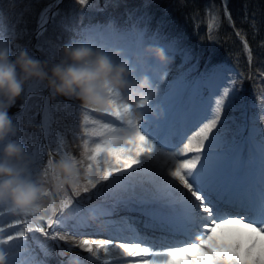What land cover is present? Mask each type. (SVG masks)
Returning a JSON list of instances; mask_svg holds the SVG:
<instances>
[{"label": "rangeland", "instance_id": "obj_1", "mask_svg": "<svg viewBox=\"0 0 264 264\" xmlns=\"http://www.w3.org/2000/svg\"><path fill=\"white\" fill-rule=\"evenodd\" d=\"M17 1V0H14ZM41 0H34V4L26 9L22 13V17L19 19V36H13L14 30L13 28L8 25L7 32L5 31V22L3 21V12L0 9V64H4L5 68L9 71L8 73V79H11V89L10 92L14 94V98L10 99V96L5 94L4 88H6V84L0 85V120L3 122L2 124H5V126L1 129V133L3 130H5L7 135H12L14 139L17 140V137H21V129L23 127H26L27 125H35L36 127L41 129V137L37 144H35V153L32 154L30 150L25 146L23 149L25 152H27L29 159H31V163L29 167H27L21 175H16L17 178H20L16 184L15 188L19 189L21 186V183L25 179V175H27V172H30L33 168H37V164L43 163L46 166V169L39 174L42 175V177H46V179L53 178L54 183L57 184L59 180L63 179L61 181V184L59 183L58 189L56 191L61 192L59 194L61 197L64 198H55L53 199L56 207V212L60 211V206L63 203L68 204L69 206H73L77 203H83L87 200H82L81 198L85 199L86 197L91 198L93 195L87 190L90 189V186L86 185H76L74 179L78 182V180L81 182L82 178L77 179V175L80 177H85L86 182L84 184H91V181H88L91 179V177L96 174L95 176V182L96 185L93 187V190L97 191L99 190L105 183H109L112 187L108 186V190L110 192L126 194L131 193L133 191L138 190H145L149 192L157 191L160 194H165L166 196L172 197L169 192L167 185L171 182L172 178L175 175V171H172V165H170L168 168H166L167 164L169 163L168 159L166 158L168 156V153L165 149H163L160 145H153V138L147 137L145 135V138H142L140 136H135L134 138L128 139H122L127 140L125 143H121L118 146H112V145H106L105 157L104 158H97L95 160L98 165L90 166V168H87L85 171L81 173L79 172V168L84 165L82 161V156L79 153H73L71 149L69 151L71 154H73V157L71 160H68V162L71 163L72 170H70L69 165L66 164V160L63 161L59 155H56L53 153L52 150H49V146H52V144L56 143H62V140L69 142L68 134L72 131H94L93 134H89L87 137H83L82 135H77L76 137H81L82 139H79V141L82 140L79 147H84V149L90 150V149H96V151L99 153L100 150H102V147H98L97 140H101L99 136H102V134H97L96 128L91 125L88 111L90 108H92L97 101V96L93 92L95 89V84L91 81L90 84H79L77 87H75L74 93L71 95L72 97H77L75 100L77 102H81L84 104V107H82V112L85 115H82L80 118L79 123L75 125H64L62 126L61 132L57 133V127L56 124H61L57 120L60 119L58 116H56V120L53 117V113L51 112V103L54 96V87L51 86L46 78V72L43 69L42 60L39 57V51L43 54H47L49 52L50 46H54L52 43L51 38L55 36V32L57 31V24L51 23L50 18L54 16V6L57 4V1H52L45 3ZM77 1L79 3L84 4L85 6L82 7V13L81 17L85 18V15L90 13V11L97 9L100 10L99 7H103L105 4L110 2L112 4V7L121 6V2L123 0H73ZM139 2H146L148 0H138ZM223 4L225 5L228 0H221ZM38 3V4H37ZM101 3V4H99ZM12 10V6H8V12ZM24 16V17H23ZM80 17V18H81ZM80 19H73L72 22H69L67 24H79ZM45 24V25H44ZM48 24V25H47ZM205 24H206V33L208 35L214 33L218 27L219 24V10L215 6H211L208 10H206L205 13ZM44 25V26H43ZM47 26V28H46ZM42 27V28H41ZM41 28V29H40ZM46 28V29H45ZM70 26H67L66 29H70ZM40 30L37 34L41 33L45 29V36L44 38L40 37L37 41L33 39V32L34 30ZM104 29H107L106 26H104ZM35 30V31H36ZM81 30V29H80ZM79 30V34L81 35V31ZM78 32V30H77ZM74 34V30H73ZM29 35V37H27ZM36 36V35H35ZM36 36V37H37ZM74 43L70 46H67L69 49L68 54V60L63 57L62 54L60 55L61 60L58 62L52 61V65L54 64L59 71L62 69L66 73H68L71 76L74 77L75 80L79 81L82 80L81 77H79L81 74H85L84 76L89 79L87 76L88 71H85V64H81L80 60L75 56L76 61L75 64L71 66L70 57L72 55V48H74L76 44V38H73ZM241 43L244 46L245 51H248V47L245 44L244 40L241 41ZM13 53H9V51ZM28 52L32 58L33 64L28 65L26 60V53ZM184 55L183 59H181V62L177 66V68L174 70V75L177 74L178 69L184 62H187L186 65L188 67V71L184 77H182V80L180 83H176V81H172L167 84V87L163 94L167 97V99H182L185 96L183 82L187 81L188 83L194 84L192 87L194 91H198V87L203 83L205 79L202 80V78H209L211 76H208L210 73L215 71L223 72L226 70V68H220L221 66L216 65L212 66L209 71H202L201 66H199V74L194 75L193 71L189 69V66L193 65L195 56L189 57L185 56V53L181 51ZM76 54V53H75ZM207 54V53H206ZM210 56V54H209ZM52 60H54V55L52 54L50 56ZM47 61V56H46ZM48 63H51L50 60H48ZM71 66V67H70ZM83 71L80 73V71ZM229 71H225L224 74H227ZM197 71H195V74ZM224 76V79L226 77V80L230 79V77ZM48 76V75H47ZM208 76V77H207ZM5 77V76H4ZM3 77V79H4ZM91 77V76H90ZM50 78L54 79L55 83H57L58 87L66 86V81H63L62 79H58L55 76L50 75ZM2 79V80H3ZM73 79V78H72ZM91 79H94V77H91ZM184 79V81H183ZM188 79V80H185ZM4 83V80H3ZM70 83V82H69ZM71 84V83H70ZM177 85V86H176ZM227 88H224V90H231L233 93L235 104L230 105L226 102V105L223 103H220L219 100L216 101V103L211 104V100L214 99V96L210 90L209 96L206 98H203L204 100H209L210 103L208 104V107L204 108L207 109V111H217L222 113L223 111L228 110V108L232 111L237 112H243L248 109V103H247V95L245 92L240 91L237 92L235 87H233V83H227ZM70 88V87H69ZM104 90L108 89V86H102ZM7 89V88H6ZM160 92H155V94H158ZM191 94V92H188V95ZM194 95V93H192ZM197 95V94H196ZM21 98L22 101L16 105L13 101L15 100V97ZM198 96V95H197ZM232 96V95H231ZM37 97V98H35ZM219 99V96H218ZM10 100L9 104H6ZM27 100L31 101V103L27 104ZM27 104V105H26ZM25 108V111H23ZM21 109V110H20ZM85 109V111H84ZM239 109V110H238ZM20 110V111H17ZM124 108L122 109V111ZM250 113L252 114V118H248L246 115L242 119L244 122L238 121L235 119V117L231 116L228 119L235 128H236V135H239L242 131H248V134L252 135L253 138L256 140H259L258 134H263L264 132V114L261 113L260 107H257L255 111L253 109H250ZM254 113V115H253ZM261 113V114H260ZM56 115H59L56 113ZM93 118H97L94 116H91ZM65 120L67 118L64 117V115L61 117V121ZM92 119V118H91ZM5 120V121H3ZM63 120V121H64ZM226 125L220 126V128H226ZM20 133H16V132ZM111 131V130H109ZM115 133L113 130L112 133ZM140 134H145V131H142L141 129L137 130ZM206 132V131H204ZM210 134V132L208 131ZM257 134V135H256ZM44 136H46L48 144H45ZM213 139V138H210ZM121 140V141H122ZM149 142H147V141ZM253 141V139H252ZM214 142H217L216 140ZM70 145H68L69 147ZM152 146H156L152 147ZM65 147V146H62ZM55 148H58L55 145ZM70 148V147H69ZM99 148V149H97ZM152 149L154 153L143 151L144 149ZM75 150V149H74ZM56 153H60V151L57 152V150L54 149ZM35 154H39L37 156H34ZM61 154V153H60ZM86 157L87 154L83 153ZM95 156L96 155H91ZM38 158L39 161L35 162L32 160H35L34 158ZM41 165V164H40ZM101 173V174H99ZM84 175V176H83ZM144 186V187H142ZM141 187V188H140ZM87 190V191H86ZM76 192H80V194H77ZM173 198V197H172ZM60 202V204H59ZM63 211V210H62ZM233 226H228L226 228V231H230ZM242 229L231 231L228 233L231 234L232 232L235 233V236H238L239 232H241ZM234 234L231 237H235ZM251 235H247L245 239L241 240L240 243H243L245 240L250 237ZM247 238V239H246ZM245 241V242H246ZM251 242L250 249V258H247L246 261L251 262V257L255 256L258 252L261 251V253L257 256L256 260L258 259L259 264H264V234H257L255 233L251 239L249 240ZM234 243H228V246L224 252V256H222L221 262L223 264H242L245 263L244 259L242 260L237 252L232 251ZM244 252V250H241V253ZM231 255L229 259H227L225 256ZM255 260V261H256ZM252 264H256L253 261ZM172 264H190L188 260H181V261H175ZM246 264V263H245ZM249 264V263H248Z\"/></svg>", "mask_w": 264, "mask_h": 264}, {"label": "bare ground", "instance_id": "obj_2", "mask_svg": "<svg viewBox=\"0 0 264 264\" xmlns=\"http://www.w3.org/2000/svg\"><path fill=\"white\" fill-rule=\"evenodd\" d=\"M178 60V55L174 56L172 55L166 65H160L155 64L153 67V70L155 74L160 73L161 71H164L166 68L173 66L176 61ZM172 62V63H171ZM170 63V64H169ZM106 65H104L105 67ZM117 71V68L109 69L110 73H115ZM8 73L9 71L5 68L4 64H0V85L6 84L5 94L10 96V99L14 98V94L10 92L12 83L11 79H8ZM5 76V77H4ZM4 77V79H3ZM4 83H3V80ZM151 84L153 86H157L158 82L157 79H153ZM150 101V93L148 96H143L140 99H138V102L147 104V102ZM14 103H19L20 98L15 97ZM10 100L6 103L9 104ZM132 102L130 101L131 106ZM137 109L133 108V113L137 115ZM134 125L142 126L143 121L139 119H135L133 122ZM191 131L188 130L187 135H191ZM152 134H155V132H152ZM37 136V133L35 134ZM191 137V136H189ZM64 145H67V142L64 140L62 141ZM71 142V141H70ZM11 144L13 146H17L16 139H13L11 141ZM71 144V143H70ZM59 147H62L59 144ZM57 152L59 151L58 148H55ZM74 153V152H73ZM79 153H86L87 157L83 158L84 163L92 164L95 166V160L97 158H104L105 153H98L96 149L93 150H86L84 147H81L79 150ZM192 153L187 154L185 156H175L176 159L173 163L172 167L176 168L177 176L173 177L171 182L167 185V188L169 190V193L173 196H183L184 191H187V185L190 183L187 176L183 173L184 170L182 169V164L180 162V159H183L185 157L190 156ZM91 155H96L92 156ZM29 166V157L27 156V152H25L24 149H19L16 154H8L7 151L1 150L0 152V190L5 193L6 197L3 199H0V223L3 224H10L5 231L6 235H11L14 233L17 237L14 245L15 246H22L23 247V255L29 257L30 255L38 256L39 252L37 251V245L33 241V237L36 238V240L40 239L42 240L44 236L41 232L36 231L35 227H40L42 223L47 222L48 223V231L49 233L55 237V238H63L66 239L71 245H73L75 249L74 257H76L79 253L82 254L83 257V264H140L141 261H144V264H172L175 261H181L189 259L192 264H219V260L222 258V255L224 254L226 250V242L224 235L228 233V231L224 229H220L217 235H209V238H207L204 241H199L195 245L192 246H183L181 242L174 243L170 247L167 248V245H163L160 247H155L151 252H145L140 251L138 253L139 259H134V252H137L138 250L134 248L132 251V245L129 241H125L123 238H118L115 242H111L109 246H104L97 248L96 246L91 245L86 242H73L71 236H67V234L59 233V230L61 231V228H58L55 226V222L58 220L53 215H49L47 218H45L44 221H41L37 218V215L43 213L45 211L44 207L35 208L32 203L35 201H38L42 195L43 192L38 190L35 186V184L41 183L43 185L48 184L49 182L46 179V177H41L40 179L32 180L28 178L25 182V184L16 192L10 194V191L8 187L14 188L15 182L17 180V177L14 175L10 176V173L12 170H15L17 174H21L24 172L23 168H27ZM185 166H190L189 164H186ZM34 170H36L34 168ZM8 173V174H7ZM10 176V177H9ZM6 189H1L3 186ZM206 194V191H204ZM15 195H17V198H13ZM194 201L199 204L200 201L197 199H194ZM50 210L52 209V206L49 207ZM13 209V211H11ZM101 207L96 208V210L91 211L88 215L89 217V230L86 229L85 225L81 227H68V225H74L78 222V220H71L69 221L65 227L67 231H70V233H73L74 235L81 236L82 232H88L90 233L87 235L86 239L94 238L97 236H101L103 233L100 231L104 228H111L115 223H117L121 219H125L129 216L128 208H116L107 212H102ZM130 217V216H129ZM128 217V218H129ZM139 220H143L141 222H133L128 221L126 223H117L115 224V230L118 231L120 234L123 233L124 230H128L130 232L134 233V236H136L137 232L142 230L146 223L144 221H147V218H141ZM82 222H85L83 220ZM14 224V226H12ZM233 230V229H232ZM257 232L256 229L254 230H242L243 235L246 237L247 235H251L247 240H250L251 237ZM239 232L237 239L242 238V234ZM32 234V235H31ZM113 234V233H109ZM133 236V235H131ZM151 237V236H150ZM133 238V237H131ZM90 240V239H89ZM144 238L139 236L137 242H144ZM137 244V243H136ZM90 246L92 248L90 249ZM202 246V247H200ZM246 251L244 253V257L247 259L250 257V249L247 246ZM2 249L0 248V253ZM261 253L258 252L255 256L251 257V262L253 261L256 264L258 263V259L256 260L257 256ZM256 260V261H255ZM140 261V262H139ZM251 262L247 261L246 264H252ZM6 262L4 260L0 259V264H5ZM58 262H56L57 264ZM42 264V263H41ZM66 264H76L75 261L72 259L68 260ZM245 264V263H243Z\"/></svg>", "mask_w": 264, "mask_h": 264}, {"label": "trees", "instance_id": "obj_3", "mask_svg": "<svg viewBox=\"0 0 264 264\" xmlns=\"http://www.w3.org/2000/svg\"><path fill=\"white\" fill-rule=\"evenodd\" d=\"M2 1V0H0ZM34 0H27L25 3H33ZM69 1L64 2V8L66 7V4ZM177 7L172 12V19H173V28L172 32L176 34L177 36H181V38L185 39L187 42L196 41L199 36V32H203L202 30H199V28H194L193 23L196 19H202L204 16V8L206 5V0H177ZM249 3V4H248ZM241 0L240 2L231 1L228 3L227 8L232 9L234 8V26L236 28L241 29V34L246 37L249 45H251L253 52H252V62L255 64L263 63L264 62V53L261 51H255L254 43L258 45H263V42L261 41L262 36H264V0ZM251 4V5H250ZM163 5V4H161ZM232 6V7H231ZM78 7V6H75ZM80 8V7H78ZM2 9L4 10V5H2ZM5 14L6 11L4 10ZM78 9L76 8L73 13H77ZM233 12V10H232ZM244 14H246L249 17L250 23L246 24L244 26ZM225 13L223 10H221V17L224 18ZM24 17V16H23ZM19 19L20 18H13V15L10 13L7 19V28L8 25H10L13 30L16 37L19 36ZM225 20V18H224ZM253 27V28H251ZM260 27L262 28L261 30ZM258 30V31H256ZM197 31V33L195 32ZM220 38L222 45L225 46V51H232V47L236 44H238L232 35V33H223V29L221 28L219 30ZM45 34L42 33L41 37L44 38ZM201 36L205 37L204 32L201 34ZM29 37V35H27ZM69 34H64L61 30V28H58L55 32V36L51 38L52 43L54 46H50L52 51L54 52L56 59L55 61H58V58L60 57L59 54H62L63 57L68 60V54H69ZM264 40V37H263ZM221 45V46H222ZM220 46V47H221ZM223 55H226L232 62L235 61V59L232 57V52H228L227 54L225 52L222 53ZM40 59L42 60L43 65L45 66L49 76L53 74L55 76V71H52V64L48 63V60L50 59V55L43 54L39 51ZM47 56V61H46ZM50 61H52L50 59ZM244 64L246 65V58L245 55L242 54L240 58V66ZM255 68V66H254ZM56 70V69H55ZM57 71V70H56ZM58 72V71H57ZM56 77V76H55ZM63 79V75H60L59 78Z\"/></svg>", "mask_w": 264, "mask_h": 264}]
</instances>
